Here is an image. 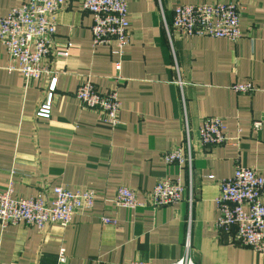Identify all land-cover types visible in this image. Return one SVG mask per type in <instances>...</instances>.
I'll return each instance as SVG.
<instances>
[{
	"label": "crops",
	"instance_id": "0c3cea01",
	"mask_svg": "<svg viewBox=\"0 0 264 264\" xmlns=\"http://www.w3.org/2000/svg\"><path fill=\"white\" fill-rule=\"evenodd\" d=\"M29 0H0V19ZM230 3L240 6L237 44L221 38L179 35L173 28L180 6ZM131 43L118 73L115 47L93 46V17L81 0H65L58 15L50 62L58 74L28 84L10 71L0 41V191L14 172V197L51 199L56 187L73 193L95 191L94 209L66 227L46 231L24 224L0 225V264H172L185 256L190 239L197 264H264V254L237 246L234 232L216 229L220 182L237 165L264 177V0H128ZM168 26V27H167ZM68 43L66 59L57 57ZM91 75L101 93L117 90L120 125L82 107L75 94L82 76ZM121 75L126 82L118 79ZM253 82V95L237 94L235 84ZM49 112L39 116L43 107ZM219 117L238 143L200 147L203 121ZM191 141L190 172L168 165L164 155ZM180 179L188 191L183 202L153 206L155 186ZM127 187L145 204L134 210L116 206L117 191ZM113 201V202H112ZM116 220V225L103 223Z\"/></svg>",
	"mask_w": 264,
	"mask_h": 264
},
{
	"label": "built area",
	"instance_id": "2783aa9c",
	"mask_svg": "<svg viewBox=\"0 0 264 264\" xmlns=\"http://www.w3.org/2000/svg\"><path fill=\"white\" fill-rule=\"evenodd\" d=\"M65 0H29L21 7L13 8L8 16L0 19V41L7 49L10 71L20 73L27 86L34 81L48 79L54 83L58 74L53 70L50 58L55 56L54 39L58 28V15L63 10ZM83 12L93 17V46L115 47L113 55L119 56L115 63L118 73L122 70L125 49L131 43V23L129 21L128 0H81ZM243 9L234 4L216 3L186 5L174 10L172 28L182 36L212 37L227 39L237 44L246 34L241 30ZM168 27V26H167ZM73 45L57 53V57L70 56ZM91 75L82 76L76 91V98L83 106L98 111L101 122L110 128L120 125L122 103L117 90L101 93ZM118 79L126 80L118 75ZM232 90L237 94L253 95L257 87L253 82L235 84ZM45 108V109H44ZM39 116H47L44 106ZM264 130L260 121L253 123V132ZM227 135L226 125L219 117L205 119L198 132L200 147H221L238 143ZM192 147L189 137L185 144L167 152L163 160L168 165L189 168L190 197L192 203ZM17 175L13 172L4 190L0 191V225L3 228L24 224L27 227L46 231L53 226L66 228L75 217L90 213L96 204L97 193L84 191L73 193L63 187H56L54 196L45 200L40 197H14ZM188 188L180 179L166 178L154 191L155 204L169 207L183 202ZM113 202V201H112ZM116 206L135 209L138 206L133 191L120 189ZM219 217L216 229L221 232H234L233 242L240 247L249 248L264 254V177L255 169L237 165L233 177L220 182L217 198ZM103 223H113L103 218ZM64 250L59 255V263L65 264ZM128 264H152L132 261ZM172 264H197L194 260L190 239L185 244V256Z\"/></svg>",
	"mask_w": 264,
	"mask_h": 264
},
{
	"label": "bare ground",
	"instance_id": "6f19581e",
	"mask_svg": "<svg viewBox=\"0 0 264 264\" xmlns=\"http://www.w3.org/2000/svg\"><path fill=\"white\" fill-rule=\"evenodd\" d=\"M93 24H94V22H93ZM92 27H93V26H92ZM91 30H92V29H91ZM92 35H93V33H92ZM93 39H94V37H93ZM79 102H80V104L82 105V107H84V106H83V103H82L80 100H79ZM84 108H86V107H84ZM112 129H115V128H112ZM163 181H164V180H163ZM163 181H161V182H163ZM161 182H159V183L155 186L154 191H155L156 187H157ZM120 189H129V188L124 187V186L120 187V188L118 189V191H117V196H116V199H117V200H118V198H119V190H120ZM129 190H131V189H129ZM131 191H133V190H131ZM154 191H153V206L159 208V207L155 204ZM133 193H134L135 198H136V201H137V203H138V206H137L135 209H137V208H139V207H145V206H146L145 204L140 203V202L137 200L136 193H135L134 191H133ZM120 207H123V206H120ZM123 208L128 209V208H126V207H123ZM129 210H134V209H129ZM112 220L115 221V224H113V223H105V224L116 225V224H117L116 220H114V219H112Z\"/></svg>",
	"mask_w": 264,
	"mask_h": 264
}]
</instances>
